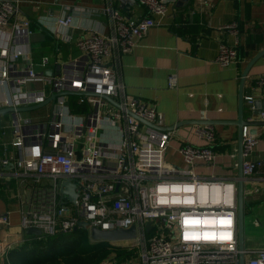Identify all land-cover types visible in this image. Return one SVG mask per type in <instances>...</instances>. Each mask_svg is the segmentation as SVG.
<instances>
[{
    "label": "built area",
    "instance_id": "1",
    "mask_svg": "<svg viewBox=\"0 0 264 264\" xmlns=\"http://www.w3.org/2000/svg\"><path fill=\"white\" fill-rule=\"evenodd\" d=\"M139 3L153 16L168 12L167 0ZM105 15L109 35L89 30L90 35L77 39L63 37L75 42L82 52L79 58L66 63L49 56L35 60L32 21L19 0H0V111L15 110L14 152L0 157V165L15 169L22 182L21 229H38L41 238L71 233L80 222L88 223L89 234L93 228L135 227V240L115 244L135 246L142 264H240L237 184L197 174L199 164L216 162L209 145L183 141L179 153L184 166L169 164L165 154L174 133L158 126L153 105L127 93L111 65L130 54L157 22L152 16L129 20L112 7ZM38 23L45 28L54 25L51 30L56 33L57 28L73 29L75 19L67 15ZM219 30L236 32L237 25ZM217 61L223 66L236 63V47L222 44ZM258 83L264 87V76ZM176 86L177 77L172 76L170 87ZM53 96L47 121L17 112ZM246 101L255 113V98L248 96ZM256 117L264 122V108ZM251 131L244 127L242 136L246 178L260 168L253 159L259 138ZM196 133L200 140H215L212 126H197ZM64 182L76 185L75 204L62 192ZM0 225H9L8 218L0 217ZM245 254L250 256L246 264H264V250Z\"/></svg>",
    "mask_w": 264,
    "mask_h": 264
},
{
    "label": "crops",
    "instance_id": "2",
    "mask_svg": "<svg viewBox=\"0 0 264 264\" xmlns=\"http://www.w3.org/2000/svg\"><path fill=\"white\" fill-rule=\"evenodd\" d=\"M168 12L163 16L150 15L139 0H19L25 17L33 25L31 51L35 60L49 56L54 61L66 63L82 55L74 39L93 32L111 33L105 11L112 7L129 20L152 16L157 22L149 33L140 39L133 51L115 64L127 93L157 110L158 126L173 132L165 154L166 161L183 167L179 153L183 141L192 145H209L217 159L214 165L199 164L198 175L225 178L238 184L241 150L240 116L248 121L257 120L246 97L252 96L264 108V87L258 81L264 76V0H167ZM206 1L207 4H203ZM72 15L73 29L45 28L39 20L53 22ZM237 25V31L219 30V27ZM91 30V31H89ZM236 47L238 61L223 66L218 61L220 46ZM256 59V60H255ZM251 66L243 88L244 105L241 109L243 75ZM177 77V86L170 87V78ZM49 103L46 112L33 117L34 121H47L52 112ZM13 112L0 116V157L14 152L11 144ZM197 126H212L215 140H200ZM257 130L259 145L253 159L260 163L258 174L244 178L245 189V248L249 253L264 250V126ZM2 151V152H1ZM244 159V158H243ZM15 169L0 165V217L8 218L9 225H0V264L8 250L19 246L28 238L21 229L20 190L22 182ZM250 226V227H247ZM123 245V244H122ZM6 250V252H5ZM113 253L102 264H114ZM6 264V261H5ZM123 264H142L139 252Z\"/></svg>",
    "mask_w": 264,
    "mask_h": 264
},
{
    "label": "trees",
    "instance_id": "3",
    "mask_svg": "<svg viewBox=\"0 0 264 264\" xmlns=\"http://www.w3.org/2000/svg\"><path fill=\"white\" fill-rule=\"evenodd\" d=\"M3 183L1 181L0 187ZM137 252L138 249L133 245L94 243L88 231L79 229L50 237L28 238L8 250L5 261L6 264H102L115 253L117 262L114 264H123L136 256Z\"/></svg>",
    "mask_w": 264,
    "mask_h": 264
},
{
    "label": "water",
    "instance_id": "4",
    "mask_svg": "<svg viewBox=\"0 0 264 264\" xmlns=\"http://www.w3.org/2000/svg\"><path fill=\"white\" fill-rule=\"evenodd\" d=\"M256 60V59H255ZM254 61H252L247 68L246 72L243 75L242 79V89H241V109H243L244 105V97H243V88L245 85L246 77L248 76L249 70L251 66L254 64ZM48 75L51 74V71H47ZM68 95H73L69 93ZM55 99V96L51 97L46 103L34 106V107H27V108H20L17 110L19 113H25V112H33L38 109H41L51 103ZM110 100L111 103L115 104L117 106V103ZM118 107V106H117ZM256 115H259L262 110L263 106L261 102H256ZM14 109H4L0 111V116L7 114L9 112H14ZM238 126L240 128V136H241V150H240V157H239V181L237 184V192H238V239H239V248L242 252L240 257V264H246V254H245V218H246V210H245V189H244V174H243V143H242V136H243V130L244 127L250 126V127H257V126H264V122L262 121H246L243 119L242 116H240ZM253 135L257 134V130L253 129L251 131ZM62 192L68 196L71 203L75 204L77 200V193H76V185L71 182H64L62 184ZM81 227V228H79ZM79 227H77L74 231H78L79 229H83L85 231L88 230V223L86 222H80ZM147 229H150V225L147 226ZM26 233L28 235H33L36 237H40L42 235V232L38 229L30 228L26 230ZM137 238V230L135 227H132L131 229L125 230V229H117V230H101L98 228H93L90 232V239L94 243L99 242H108L111 244L115 243H124L127 241H133ZM1 264H5V259L1 260Z\"/></svg>",
    "mask_w": 264,
    "mask_h": 264
},
{
    "label": "rangeland",
    "instance_id": "5",
    "mask_svg": "<svg viewBox=\"0 0 264 264\" xmlns=\"http://www.w3.org/2000/svg\"><path fill=\"white\" fill-rule=\"evenodd\" d=\"M48 109H49V108L46 107V108L41 109V110H39V111H41V112H46ZM38 113H39V112H37V113H34V112H25V113H23V115H24V116L33 117L34 115H36V114H38ZM247 227H250V226L247 225ZM89 235H90V234H89ZM129 245H132V244H129ZM249 257H250V256L247 255V256H246V260H248Z\"/></svg>",
    "mask_w": 264,
    "mask_h": 264
}]
</instances>
